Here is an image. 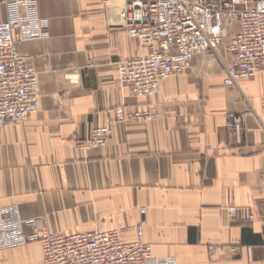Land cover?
<instances>
[{"label":"crops","instance_id":"1","mask_svg":"<svg viewBox=\"0 0 264 264\" xmlns=\"http://www.w3.org/2000/svg\"><path fill=\"white\" fill-rule=\"evenodd\" d=\"M37 1L46 35L17 48L39 74V108L0 129V208L17 206L53 233L122 229L127 241L144 223L153 254L176 264H264V70L226 86L232 54L223 44L155 96L136 97L118 81L119 63L148 49L121 26L126 0ZM75 70L78 82L66 76ZM148 107L150 121L117 120ZM229 113L246 114L240 136ZM110 119L108 144L76 146ZM42 260L39 241L0 248V264Z\"/></svg>","mask_w":264,"mask_h":264},{"label":"built area","instance_id":"2","mask_svg":"<svg viewBox=\"0 0 264 264\" xmlns=\"http://www.w3.org/2000/svg\"><path fill=\"white\" fill-rule=\"evenodd\" d=\"M104 5L108 7L110 0ZM6 9L7 19L0 22V129L27 121L39 108V74L19 52L17 42L46 35L37 0H10ZM119 16L128 35L148 49L146 55L119 63L118 81L136 97L155 96L161 83L183 73L194 56L223 44L232 54L223 79L226 86H237L264 70V0H126ZM234 23L239 24L236 32ZM78 73L66 76L78 82ZM156 116L150 107L123 109L117 120L150 121ZM245 116L229 113L227 127L240 136ZM114 122L110 119L94 128L90 136L77 139L76 146L108 144ZM228 210L231 217L238 216L236 207ZM253 217L249 215L250 220ZM143 226L132 227L136 233L132 241L123 239L122 229L53 233L35 219L23 218L17 206L0 208V248L39 241L43 264H176L172 257L153 254L152 245L143 240Z\"/></svg>","mask_w":264,"mask_h":264},{"label":"rangeland","instance_id":"3","mask_svg":"<svg viewBox=\"0 0 264 264\" xmlns=\"http://www.w3.org/2000/svg\"><path fill=\"white\" fill-rule=\"evenodd\" d=\"M234 27H235V29H236V27H237V24H236V23H234ZM233 30H234V28H233ZM231 34H232V33H229L227 37L229 38V37L231 36ZM226 39H227V38H226Z\"/></svg>","mask_w":264,"mask_h":264}]
</instances>
